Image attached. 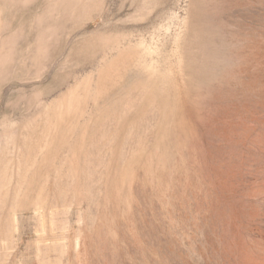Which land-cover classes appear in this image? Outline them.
<instances>
[{
    "label": "rangeland",
    "instance_id": "rangeland-1",
    "mask_svg": "<svg viewBox=\"0 0 264 264\" xmlns=\"http://www.w3.org/2000/svg\"><path fill=\"white\" fill-rule=\"evenodd\" d=\"M0 264H264V0H0Z\"/></svg>",
    "mask_w": 264,
    "mask_h": 264
}]
</instances>
